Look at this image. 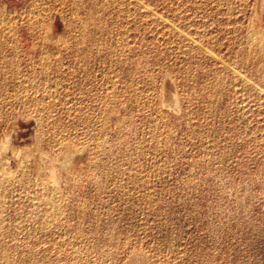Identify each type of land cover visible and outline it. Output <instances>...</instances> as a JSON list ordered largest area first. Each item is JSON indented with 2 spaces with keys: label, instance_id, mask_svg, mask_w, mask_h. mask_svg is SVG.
Here are the masks:
<instances>
[{
  "label": "rangeland",
  "instance_id": "rangeland-1",
  "mask_svg": "<svg viewBox=\"0 0 264 264\" xmlns=\"http://www.w3.org/2000/svg\"><path fill=\"white\" fill-rule=\"evenodd\" d=\"M262 33L264 0H0V264H264Z\"/></svg>",
  "mask_w": 264,
  "mask_h": 264
},
{
  "label": "bare ground",
  "instance_id": "bare-ground-1",
  "mask_svg": "<svg viewBox=\"0 0 264 264\" xmlns=\"http://www.w3.org/2000/svg\"><path fill=\"white\" fill-rule=\"evenodd\" d=\"M141 10H143V9H141ZM52 30V29H51ZM252 30V29H251ZM50 31V30H49ZM261 31V30H260ZM260 31H258V32H260ZM252 32H253V30H252ZM263 32V31H262ZM250 33V32H249ZM255 33V35L258 37V35L256 34L257 32H254ZM50 36H52V32H50V33H48ZM253 34V33H252ZM264 33H262L261 35H263ZM48 36V35H47ZM253 36V35H252ZM259 36H260V33H259ZM251 37V36H250ZM253 38V37H252ZM258 38H261V37H258ZM263 38V37H262ZM49 39V38H48ZM249 39H251V38H249ZM262 40H264V38L262 39ZM248 43H249V40H246ZM258 43L260 42V40H258L257 41ZM257 42H255V43H257ZM255 43H254V40H253V43L252 44H254L255 45ZM250 44V43H249ZM260 44V43H259ZM251 45V44H250ZM260 45H262V44H260ZM259 45V46H260ZM256 46H257V44H256ZM255 47V46H254ZM249 48V47H248ZM253 48V47H252ZM258 49H259V47H258ZM197 50V49H196ZM262 79V78H261ZM73 148V147H72ZM73 151H74V149H72ZM76 151V150H75ZM70 152H71V150H70ZM3 165V164H2ZM1 168V167H0ZM3 168H5V167H3ZM6 170L5 169H0V172H5ZM7 172H8V169H7V171H6V175H7ZM11 172V171H10ZM9 173V172H8ZM4 174V173H3ZM2 174V175H3ZM12 176V175H11ZM4 177V176H3ZM7 177V176H6ZM11 178V177H10ZM6 181V180H5ZM48 188V187H47ZM46 189V188H45ZM55 189V188H54ZM47 191H48V189H47ZM48 192H50L51 194L48 196V202H49V204H51V207H50V209H53V211H55V212H57L58 210H60L59 209V206H58V193H60L59 192V190H58V193H57V191H54L53 193H52V191L51 190H49ZM46 194V193H45ZM64 195V194H63ZM42 196V195H41ZM45 197V196H44ZM59 198H61L60 196H59ZM47 200V199H46ZM61 200H62V198H61ZM39 205V204H38ZM43 205V204H42ZM62 207V206H61ZM49 208H48V210H50ZM63 210V209H62ZM54 212V213H55ZM59 215V214H58ZM61 216V215H60ZM48 218V217H47ZM53 218V217H52Z\"/></svg>",
  "mask_w": 264,
  "mask_h": 264
}]
</instances>
